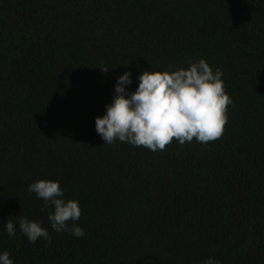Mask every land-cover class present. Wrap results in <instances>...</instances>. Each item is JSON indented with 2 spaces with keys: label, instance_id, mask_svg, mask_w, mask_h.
Listing matches in <instances>:
<instances>
[{
  "label": "trees",
  "instance_id": "obj_1",
  "mask_svg": "<svg viewBox=\"0 0 264 264\" xmlns=\"http://www.w3.org/2000/svg\"><path fill=\"white\" fill-rule=\"evenodd\" d=\"M219 68L222 135L150 151L95 129L116 78ZM60 182L81 238L28 185ZM40 221L51 243L4 223ZM18 227V225H17ZM14 264H264V0H0V252Z\"/></svg>",
  "mask_w": 264,
  "mask_h": 264
},
{
  "label": "clouds",
  "instance_id": "obj_2",
  "mask_svg": "<svg viewBox=\"0 0 264 264\" xmlns=\"http://www.w3.org/2000/svg\"><path fill=\"white\" fill-rule=\"evenodd\" d=\"M223 73L204 60L188 62L187 68L169 65L165 71H144L135 91H129L132 76L125 71L116 78L111 103L95 118V129L104 145L115 141L150 151L163 150L173 139L184 144L207 143L218 139L228 120L232 103L224 88ZM29 193L42 199L52 231L70 232L81 238L85 230L76 222L81 217L79 202L66 199L59 181L42 179L28 185ZM4 225L7 235L23 234L29 243L42 239L51 243L49 229L40 221L16 216ZM18 225V227H17ZM0 264H14L8 251L0 252ZM202 264H220L211 257Z\"/></svg>",
  "mask_w": 264,
  "mask_h": 264
}]
</instances>
